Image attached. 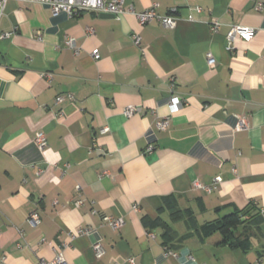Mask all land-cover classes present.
<instances>
[{"label":"crops","instance_id":"0c3cea01","mask_svg":"<svg viewBox=\"0 0 264 264\" xmlns=\"http://www.w3.org/2000/svg\"><path fill=\"white\" fill-rule=\"evenodd\" d=\"M153 4L173 29L14 0L0 9V264L57 252L67 264H264V0H124L135 13ZM232 26L257 32L228 42ZM233 211L251 223L246 250L200 232Z\"/></svg>","mask_w":264,"mask_h":264},{"label":"built area","instance_id":"2783aa9c","mask_svg":"<svg viewBox=\"0 0 264 264\" xmlns=\"http://www.w3.org/2000/svg\"><path fill=\"white\" fill-rule=\"evenodd\" d=\"M11 0H0V9H3L5 4ZM18 2L23 3H37L40 5H43L50 9L53 16H57L61 13L67 15L68 17H74L78 16L79 14L83 12H94L97 14L102 15H108L113 17H120L125 14H132L135 15L137 22L140 26H145L150 24L151 22H156L164 29H173L177 24V18L174 15H164L161 16L157 13V5L153 4L148 9L140 12L135 13L132 9V7H129L128 9L124 8V0H14ZM196 11H199V9H196ZM218 27L217 22L212 23V31H216ZM87 33H92V30L87 29ZM257 31L252 28H245V27H238V26H232L227 35L226 40L228 42H232L234 40H242L244 42H249L254 34ZM9 34L7 33H0V40L8 39ZM41 34L38 33L36 36V39L41 40ZM133 42L136 46H139V39L137 37H133ZM67 48L73 49L74 48V39H68L67 40ZM227 50H230V46L226 47ZM94 59H97V53L94 52L93 55ZM214 59L211 57V55H207V65L209 67L214 66ZM73 100V95L66 94L64 96H59L55 99V104H61L64 101ZM169 105L172 109H178L182 106V101L177 96H172L169 101ZM134 114L133 108H127L124 111V115L129 117ZM167 126L166 121H158L156 123V127L158 130H162ZM248 127L247 120L244 117H241L239 119L237 129L238 130H246ZM105 130H103L104 132ZM34 144L37 146L39 150L45 149L47 146L46 138L42 133H37L33 139ZM149 151L151 148L148 149ZM219 182V178L215 179V183ZM195 187L202 188L198 184H195ZM205 190H208L207 188H204ZM74 205L76 207L81 205L80 200L74 201ZM136 209V208H134ZM261 214H264L263 211H260ZM39 216L36 212L30 213L27 222L32 225L36 226L39 224ZM103 221L113 230V231H119L122 227V221L118 219H113L111 217H105ZM92 250L96 257H100L102 254V247L100 244H95L92 247ZM172 256H175V254H172ZM132 263V261H130ZM37 264H67L63 254L61 252H57L54 256V258L51 261H44L41 260Z\"/></svg>","mask_w":264,"mask_h":264},{"label":"trees","instance_id":"16d2710c","mask_svg":"<svg viewBox=\"0 0 264 264\" xmlns=\"http://www.w3.org/2000/svg\"><path fill=\"white\" fill-rule=\"evenodd\" d=\"M182 215L179 211L171 213V217L174 219ZM245 216L246 213L242 211H233L213 222L204 224L200 227V232L203 237L217 233L221 237V242L228 247L246 250L250 244L249 229L251 228V223L246 220L242 221ZM160 225L164 226L166 224L161 222ZM163 237L165 239L164 246H168L169 241L173 238L172 233L166 231Z\"/></svg>","mask_w":264,"mask_h":264},{"label":"water","instance_id":"95a60500","mask_svg":"<svg viewBox=\"0 0 264 264\" xmlns=\"http://www.w3.org/2000/svg\"><path fill=\"white\" fill-rule=\"evenodd\" d=\"M105 17H113V16H107V15H105Z\"/></svg>","mask_w":264,"mask_h":264}]
</instances>
